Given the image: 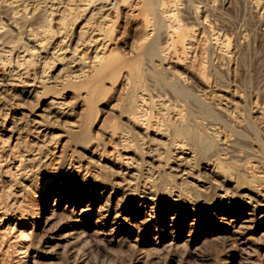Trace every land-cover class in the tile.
<instances>
[{"label":"rangeland","instance_id":"374dc122","mask_svg":"<svg viewBox=\"0 0 264 264\" xmlns=\"http://www.w3.org/2000/svg\"><path fill=\"white\" fill-rule=\"evenodd\" d=\"M7 1L0 0V15L10 21L0 34V70L14 66L25 50L32 93L0 107V264H264V224L240 236L218 223L224 203H243V189L264 190L258 185H264V0ZM169 1L165 18L160 8ZM100 6L108 8L104 28L114 66L83 79L57 62L44 76L37 72L41 53L26 51V36L48 38L43 30L55 27L77 31ZM206 85L219 95L225 91L221 98L234 106L217 110L203 99ZM54 98L69 113L49 119L44 134L32 140L26 118ZM174 110L178 120L170 115ZM167 129L170 140L197 137L209 149L195 151L187 175L171 164L158 168L130 159L137 186L152 185L150 207L140 190L127 197L112 192L122 177L120 132L146 146ZM111 150L120 157L112 165L105 162ZM206 165L219 167L228 182L209 177ZM62 180L72 192L61 193ZM81 183L96 188L75 192ZM20 232L29 252L19 263L24 249L10 236Z\"/></svg>","mask_w":264,"mask_h":264},{"label":"bare ground","instance_id":"6f19581e","mask_svg":"<svg viewBox=\"0 0 264 264\" xmlns=\"http://www.w3.org/2000/svg\"><path fill=\"white\" fill-rule=\"evenodd\" d=\"M19 1L20 0H8L5 3V5L6 6H12V5L18 3ZM83 1H84V4L87 6L91 2H93V0H83ZM81 2H82V0H81ZM167 2H168V0H167ZM167 2L166 3L164 2L160 8V10L162 11L163 16L165 18L170 17V1H169V4ZM255 7H256V10L259 12L258 5H256ZM107 9L108 8H104V6L97 7L95 13H93V15L90 18L91 21H87L85 23H82V26H79V29L77 31H74L71 33L64 31V29L55 27L54 31L47 30V29L43 30L44 32L49 31L52 34L48 38H42L37 33L28 34V36H26V38H25V41L28 44H25V46H23V47L26 48V51L31 52V50L33 49L34 51L41 53V55H39L38 59H37L36 71L38 72L40 70V73L44 76V74L48 70L49 64H53V63L57 62V63L65 64V66L69 67L71 69V72L74 73L73 76L78 77V76L82 75V79H83V78L88 77L92 73L95 75L101 76L105 70L112 68L114 66L115 62L113 59H110L108 57L109 53H108V47H107V43H106V39H107L108 35L106 33V30H105V28H107V26H108V23H107V20L105 19V16H103V11L107 10ZM13 14H15V12H13ZM0 17L7 20V23L0 22V34H4L7 30H9L7 27V24H10V21L8 20V18H6L3 15H0ZM104 26H105V28H104ZM11 27H13V26H11ZM148 35H150V33H148V31H147L146 36H148ZM154 48H155V44H154V41H152V42H150L149 49L152 51V50H154ZM167 49L168 48L166 46V48L164 47L162 49V51L167 50ZM2 51H4V50H2ZM20 52H22L23 54L22 55L19 54V56L18 55L15 56L14 66H5L2 71L0 70V107L3 105V101H6V99L13 101V100H16L18 96H22V95L24 96L26 94L28 95V94L32 93V90L27 88L28 84L26 85V83H25V80H26L25 78H27L28 71H29V70H26L23 68V64L26 62V60L24 59L26 53H25V50H23V49ZM1 61L2 60H0V62ZM0 66L2 67V66H4V64L0 63ZM32 73H34V72H32ZM28 79H31V78H28ZM41 80H43V79H41ZM30 85H31V83H30ZM43 89H45V88H43ZM205 92L207 94L204 95L203 99L207 102L213 103L217 110L224 112L228 107L234 106V104H235V103L232 104L231 101L227 102L228 99L225 100L226 99L225 97H224L225 99L223 97L221 98V95H223L225 91H223V93L219 92L220 93V95H219L217 93H213L212 90L210 89V87L209 86L207 87V85H206V91ZM33 95L34 94H32V96ZM224 96H226V95H224ZM9 102H11V101H9ZM232 102H234V100ZM63 103L61 101L55 99V98L49 99V102L47 101V103L45 104V107L41 108V111H39V112L37 111L38 113L32 114L31 117L26 118V120H25L26 121L25 132H27V134L29 136H31L32 140H33V138L37 139L42 134H44L42 132H44L46 130V127L49 124V119H51V118L58 119L57 117H63V116L67 115L68 111L66 112V110L63 109L64 107L61 106ZM170 115H172V117H174V119H176V120H178L180 117L179 112H177L176 110L170 111ZM20 116L24 117V113L20 112ZM25 117H26V115H25ZM131 123L133 124V126L135 128H138V126L140 125V118L134 117L133 120H131ZM75 127H77V126H75ZM13 130H14V128H13ZM14 131H16V129ZM168 131L169 130L167 129V131L164 130L163 132H161V131L157 132L156 133V135H158L157 139L151 138V139H153L152 142H147L146 146L143 145L145 143H140L138 140H137L138 142L135 141L136 143H134V142L132 143V141H134V138L131 141L130 138L128 137V134L120 132L119 140L116 143V146H117L116 148L121 153L122 160L120 159V157H116V156H118V154L116 156H114L115 154L113 155V152L115 151L116 148L114 149L113 152L111 150L112 153L109 152L111 154H109L107 156V159L105 160L106 163H110L112 165V163H114V162H116V160L120 159L119 161L122 164L121 167L119 168V172H118L122 176V177L120 176L121 180L119 182H116L113 180L112 182H116V183L115 184L113 183L112 185L110 184L112 192H114V191L120 192L123 194V196L125 195L127 197L130 195L131 190H133V189L140 190L143 198L144 197L146 198V199H144V202L150 203V205L148 206V207H150L151 204H154V200L156 199L153 195L154 190L151 189L152 185H150L146 181H143L142 188H139L137 186L138 185L137 178L133 172L134 165L132 166V164L129 161L130 159L138 158V159H140V161H141V159H147L149 161V163H151L152 167H158V168L162 167L163 166L162 164H164L168 169L169 168L172 169L171 165L172 166L174 165L181 171L182 174L187 175V172L185 170L187 168H189V165L192 161V157H194V155H195L194 153H197L195 151H204V150L207 151L209 149L205 145L203 140L201 138H197V137L190 136L187 138V142L183 141L181 139L170 140L173 137H171L172 133H170L171 136H170V134H168ZM144 132H146V131H144ZM144 132H143V134H145ZM16 135L17 136H15V139H18V136L20 137L19 132ZM132 135H134V134H132ZM136 136L138 137V135H136ZM148 138H149V136H148ZM21 139H23V138H21ZM4 142H2V143H4ZM142 142H143V139H142ZM43 143H45V142H43ZM1 144H0V146H2ZM34 146H31V147H34ZM24 148H25L24 149L25 152L28 151V150H26L27 147H24ZM0 149H1V147H0ZM16 152H17V150H16ZM91 153H92V151H91ZM169 154H170V156H169ZM11 155H12L11 158H14L13 154H11ZM21 155L22 154H20V157H21ZM171 155L173 156L172 160H170ZM3 158H4V156H3ZM30 158H27V159H30ZM6 159H8V158H6ZM99 160H104V159L99 158ZM21 161H22V159H21ZM168 164H171V165L168 166ZM19 165H20V163L15 165V170H17V171L19 170L17 167ZM134 168H137V167H134ZM218 168L219 167H217L216 165H212V166L206 165L204 167V170L207 171V175L209 177L220 179L222 182H228V180L230 178L225 177L226 174L224 175V173ZM85 170H86V167H85ZM18 172L20 173V171H18ZM21 172H23V169ZM175 172H176V170H175ZM88 174H90V173H88ZM90 175L92 177H94L92 174H90ZM226 176H228V174ZM205 178L207 179L208 177H205ZM194 179H195V182L197 183V185L200 186L201 184L200 185L198 184L199 180L196 178H194ZM261 179H262V182L264 184V177ZM91 181L93 183L98 184V185H101V183H102V181H100L99 179H96V178H95V180L92 179ZM214 182H216V180ZM216 183L218 184L220 182L217 181ZM255 183H258V181L255 180ZM60 184L62 185L61 193L68 194V193L73 191L72 187L70 185L67 187L65 180H62L60 182ZM96 184L89 185V184H84V183L82 184L81 183V185L78 189H76L75 187H73V188H75V192L82 193V191L87 190V189L92 191L93 188H96V187L92 188V186L93 185L96 186ZM56 185H58V184H56ZM233 185H235V184H231V186H233ZM258 185L264 186L262 184H258ZM261 189H262L261 187H255V186L243 189L242 190V196L244 198L241 200V201H243L242 204L238 205V204H235L233 202L232 203L231 202L224 203L225 206L221 207L222 215L219 217V222H218L219 228L221 230L223 229L224 231H232L233 233H237L240 236H243L246 232H248V230H250L257 223L260 226H262L264 224V190L262 191ZM234 190H235V187H234ZM148 194H150L149 197H148ZM171 220L173 222H175L176 220H178V218L176 216H173V218ZM12 229H15V228H12ZM10 234H12V232H10ZM10 238H11L10 241L13 242V244L14 243L22 244L21 247L24 250L23 251L21 250L22 251L21 253H23V254L19 255V257H17V261L20 263L21 261H23L24 255L27 251L25 249L26 246L24 245L25 244L24 237L20 232V233H16L14 235H11ZM19 248H20V246H19ZM27 252H29V251H27Z\"/></svg>","mask_w":264,"mask_h":264}]
</instances>
